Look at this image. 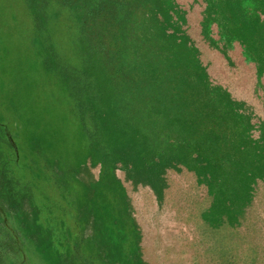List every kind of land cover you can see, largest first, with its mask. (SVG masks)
I'll return each instance as SVG.
<instances>
[{"label": "rangeland", "instance_id": "rangeland-1", "mask_svg": "<svg viewBox=\"0 0 264 264\" xmlns=\"http://www.w3.org/2000/svg\"><path fill=\"white\" fill-rule=\"evenodd\" d=\"M0 25V264H264V0H0Z\"/></svg>", "mask_w": 264, "mask_h": 264}, {"label": "trees", "instance_id": "trees-1", "mask_svg": "<svg viewBox=\"0 0 264 264\" xmlns=\"http://www.w3.org/2000/svg\"><path fill=\"white\" fill-rule=\"evenodd\" d=\"M128 20V15L125 16L123 15V20H121L123 22V25L125 24L126 25V22L129 23V21H126ZM122 34H128V33H125L124 30H122ZM126 38V39H125ZM128 36L127 35H124V39L127 40ZM129 49V45L126 44L124 49L127 48ZM130 51V49H129ZM131 53V52H130ZM140 100H142V98L140 97ZM161 101H162V104H164V108L160 107V110L167 113L168 116H165L164 118V121L167 120V118H179V117H189L187 114H188V111H187V103H184L185 101H187V98H184L182 97V95L178 98H176L174 101L172 100H169V98L167 97H163L161 98ZM183 102V103H181ZM163 119V118H162ZM193 120V119H192Z\"/></svg>", "mask_w": 264, "mask_h": 264}, {"label": "bare ground", "instance_id": "bare-ground-1", "mask_svg": "<svg viewBox=\"0 0 264 264\" xmlns=\"http://www.w3.org/2000/svg\"><path fill=\"white\" fill-rule=\"evenodd\" d=\"M11 15H12V13H11ZM13 16L15 17V15H13ZM11 18H13V17H11ZM16 21H17V20H16ZM14 22H15V21H14ZM17 22H18V21H17ZM3 23H4V22H3ZM11 23H13V22H11ZM13 24H17V23L15 22V23H13ZM5 25H6V24H5ZM0 26H1V25H0ZM11 26H12V25H11ZM3 27H4V26H3ZM7 27H8V26H7ZM7 27H6V28H7ZM12 27H13V26H12ZM15 28H16V27H15ZM4 30H6V29H4ZM4 30H3V31H4ZM9 30H10V29H9ZM10 31H11V30H10ZM12 31H13V29H12ZM1 32H2V31H1ZM14 32H15V31H14ZM15 38H16V37H15ZM18 42H19V41H18ZM35 54H36V53H35ZM13 56H14V55H12V58H13ZM26 56H27V55H26ZM35 56H36V55H35ZM23 58L26 59L25 57H23ZM21 59H22V58H21ZM34 60H35V59H34ZM20 61H21V60H20ZM22 61H23V60H22ZM26 61H27V59H26ZM30 61H31V60H30ZM13 62H14V61H13ZM27 63H28V62H27ZM20 64H21V63H20ZM22 64L25 65L24 62H23ZM8 66H9V65H8ZM12 66H14V65H12ZM22 66H23V65H22ZM27 66H28V65H27ZM20 68H21V67H20ZM24 68H25V67H24ZM33 68H35V66H34ZM9 69H12V68H9ZM22 69H23V68H22ZM28 69H29V68H28ZM12 70H13V69H12ZM19 70H20V69H19ZM39 76H40V75H39ZM4 83H5V82H4ZM25 86H26V85H25ZM37 87H38L39 89H41V90H44V89H45L44 86L42 87L41 85H38V84H37ZM28 89H29V88H28ZM13 92H14V91H13ZM2 93H3V92H2ZM29 99H31V96H30ZM29 99H28V100H29ZM26 100H27V99H26ZM31 101H32V100H31ZM31 101H30V102H31ZM26 102H27V101H26ZM26 104H27V103H26ZM26 104H25V105H26ZM25 105H24V106H25ZM24 108H25V107H23V109H24ZM65 121H66V120H65ZM64 123H65V122H64ZM68 123H69V120H68ZM65 124L67 125V122H66ZM66 125H65V127H66ZM71 125H72V124H71ZM75 126H76V125H75ZM65 127H64V128H65ZM75 128H76V127H75ZM67 129H68V128H67ZM72 130H73V129H72ZM75 132H76V129H75ZM71 133H72V132H71ZM73 133H74V132H73ZM64 134H65V132H64ZM66 134H67V133H66ZM76 135H77V134H76ZM76 135H75V136H76ZM65 136H66V135H65ZM67 138H68V137H67ZM74 138H75V137H74ZM68 139H69V138H68ZM69 142H70V140H69ZM48 143H50V142H48ZM74 143H75V142H74ZM45 144H46V142H45ZM68 144H69V143H68ZM70 146H71V145H70ZM81 147H82V145H81ZM82 148H83V147H82ZM69 149H70V147H69ZM75 159H76V158H75ZM82 159H83V158H82ZM58 160H59V159H58ZM37 170H38V168H37Z\"/></svg>", "mask_w": 264, "mask_h": 264}]
</instances>
